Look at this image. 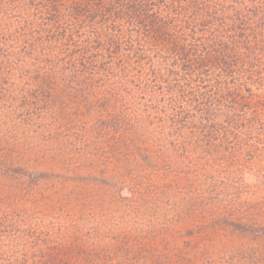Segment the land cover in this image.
Wrapping results in <instances>:
<instances>
[{"label":"trees","instance_id":"obj_1","mask_svg":"<svg viewBox=\"0 0 264 264\" xmlns=\"http://www.w3.org/2000/svg\"><path fill=\"white\" fill-rule=\"evenodd\" d=\"M19 70L113 95L129 110L109 118L139 131L132 150L143 157L163 161L199 136L240 145L264 79V0H0V74ZM140 231L105 238L4 211L0 264H213L190 254L207 237L192 227L182 248ZM218 264L264 263L255 249Z\"/></svg>","mask_w":264,"mask_h":264},{"label":"rangeland","instance_id":"obj_2","mask_svg":"<svg viewBox=\"0 0 264 264\" xmlns=\"http://www.w3.org/2000/svg\"><path fill=\"white\" fill-rule=\"evenodd\" d=\"M41 79L30 70L0 74V214L75 220L105 238L150 230L172 248L192 227L207 236L190 253L196 261L256 249L264 263L255 234L264 228L253 231L264 226V79L253 87L260 97L242 144L199 136L163 161L132 150L140 133L109 118L129 110L113 95Z\"/></svg>","mask_w":264,"mask_h":264}]
</instances>
